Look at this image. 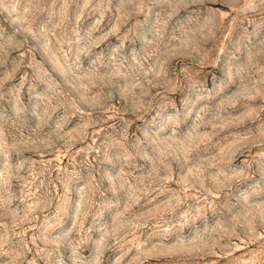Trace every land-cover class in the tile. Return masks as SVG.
Here are the masks:
<instances>
[{
    "label": "rangeland",
    "instance_id": "rangeland-1",
    "mask_svg": "<svg viewBox=\"0 0 264 264\" xmlns=\"http://www.w3.org/2000/svg\"><path fill=\"white\" fill-rule=\"evenodd\" d=\"M0 264H264V0H0Z\"/></svg>",
    "mask_w": 264,
    "mask_h": 264
}]
</instances>
